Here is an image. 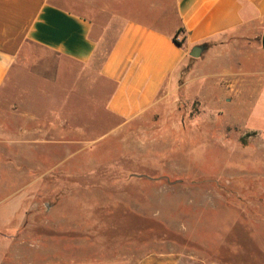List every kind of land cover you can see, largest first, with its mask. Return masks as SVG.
Masks as SVG:
<instances>
[{
    "label": "rangeland",
    "instance_id": "1",
    "mask_svg": "<svg viewBox=\"0 0 264 264\" xmlns=\"http://www.w3.org/2000/svg\"><path fill=\"white\" fill-rule=\"evenodd\" d=\"M255 45L261 37L234 36L189 56L149 110L117 127L61 116L47 78L55 57L29 53L0 95L7 262L172 253L181 264H264V139L251 111L260 89L244 57Z\"/></svg>",
    "mask_w": 264,
    "mask_h": 264
},
{
    "label": "crops",
    "instance_id": "2",
    "mask_svg": "<svg viewBox=\"0 0 264 264\" xmlns=\"http://www.w3.org/2000/svg\"><path fill=\"white\" fill-rule=\"evenodd\" d=\"M263 33L264 0H0V95L9 93L29 53L45 50L55 57L47 78L59 97V114L105 127L112 118L117 127L158 101L195 46L206 52L231 37L262 39ZM253 48L244 57L256 67L245 74L259 80L252 128L259 121L264 139L262 41ZM76 65L84 67L83 76ZM6 255L0 252V264L11 263ZM139 264L181 263L169 253L147 255Z\"/></svg>",
    "mask_w": 264,
    "mask_h": 264
},
{
    "label": "water",
    "instance_id": "3",
    "mask_svg": "<svg viewBox=\"0 0 264 264\" xmlns=\"http://www.w3.org/2000/svg\"><path fill=\"white\" fill-rule=\"evenodd\" d=\"M261 41H262V45L264 46V33H263V35H262V39H261ZM205 49V46H195L191 51H190V56H192V57H199L201 54H202V52H203V50ZM142 176V175H141ZM147 177V176H146Z\"/></svg>",
    "mask_w": 264,
    "mask_h": 264
},
{
    "label": "trees",
    "instance_id": "4",
    "mask_svg": "<svg viewBox=\"0 0 264 264\" xmlns=\"http://www.w3.org/2000/svg\"><path fill=\"white\" fill-rule=\"evenodd\" d=\"M175 40H176V43H177V44H179V45L181 44V42H180V41H178L177 39H175Z\"/></svg>",
    "mask_w": 264,
    "mask_h": 264
}]
</instances>
